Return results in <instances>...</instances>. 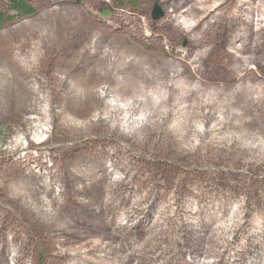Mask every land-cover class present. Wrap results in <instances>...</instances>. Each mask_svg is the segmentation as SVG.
Here are the masks:
<instances>
[{
  "label": "rangeland",
  "instance_id": "obj_1",
  "mask_svg": "<svg viewBox=\"0 0 264 264\" xmlns=\"http://www.w3.org/2000/svg\"><path fill=\"white\" fill-rule=\"evenodd\" d=\"M8 1L0 0L1 11ZM25 1L35 13L0 29V82L18 93L0 96V258L6 253L10 264L15 253L22 264H184L196 254L197 260H214L223 246L201 243L188 254L191 240L175 217H164L155 234L157 205L174 213L181 197L227 199L230 207L216 223H230L234 214V224L254 219L264 225V0H248L246 16L261 20L252 31L234 26L232 0ZM155 3L163 13L158 19L152 16ZM210 7H216V16L196 25L201 10ZM232 41L243 45L240 55L247 61L239 74L243 63L227 57L235 51ZM31 57L40 62L27 64L25 71L11 62ZM177 69L183 85L172 89L167 81ZM36 80L56 113H49L46 125L31 120L37 108L26 86ZM100 89L122 103L146 93L162 98L140 101L149 119L137 127L109 125L99 96H85ZM116 115L121 118L122 111ZM139 118L125 115L123 123ZM171 120L181 127L171 126ZM45 127L55 135L27 146L26 134L39 142ZM193 130L205 131V140L194 135L183 141ZM216 134L221 140L215 145ZM17 138L21 148L9 157V143ZM27 158L24 165L36 172L40 163L54 171L50 178L41 168L42 180L61 190L51 214H43L32 190L39 178L14 166L15 159ZM102 161L114 164L111 177L117 182L100 175ZM75 166L88 168L87 185L67 175ZM236 207L240 216L232 211ZM126 212L132 217L123 220ZM140 219L145 223L135 226ZM242 225L233 231L240 238L234 247L242 243ZM226 237L233 239L230 233ZM235 257L233 263H240L241 254Z\"/></svg>",
  "mask_w": 264,
  "mask_h": 264
},
{
  "label": "trees",
  "instance_id": "obj_2",
  "mask_svg": "<svg viewBox=\"0 0 264 264\" xmlns=\"http://www.w3.org/2000/svg\"><path fill=\"white\" fill-rule=\"evenodd\" d=\"M159 4L160 2L157 1ZM235 3V4H234ZM230 4L233 5V7L235 8V19H233V24L234 26L239 25V24H244L247 28L252 30H257L261 25H259V22H261L260 18H253L251 14H248L246 16L245 12L247 13L248 9L247 7L249 6L248 0H232V2L230 1ZM161 5V4H160ZM162 7V5H161ZM172 7V5L170 6ZM163 8V7H162ZM164 9V8H163ZM35 9L29 5L25 0H9L8 1V5H7V10L6 11H1L0 10V29L3 27V25L8 22V21H12L15 18H20V17H24V16H31L35 13ZM198 11V9H197ZM105 13H108V10L104 11ZM244 12V13H243ZM202 14V16H198V20L196 21V25L199 24V22L201 21V19L203 18V20L209 19L211 18L212 15H215L216 13H218L216 7H210L208 10L203 11L201 10L200 12ZM221 14V13H219ZM216 16V15H215ZM216 23V22H214ZM193 28V26L188 28V31H190V29ZM187 31V29H186ZM187 31V33H188ZM196 36V35H195ZM194 36V37H195ZM240 37L236 36L235 37V42L238 41ZM232 46L235 47V51H231V57H229L230 60H232L233 62L237 61V62H242V66L240 67V69L236 70L235 73L239 74L241 73V70L243 69V66L245 65V63L247 62L245 60V57L240 55V50L243 51L244 47L243 45H238L236 43H234V41H232ZM11 62L15 63L17 65V67L20 70H24L26 68V65L28 64L30 67L31 66H35L40 62V59L37 57H31L28 59H24V58H12ZM248 65L246 66V70ZM172 73L170 74L169 80L167 81V86L171 87L172 89L175 88L176 85H183L181 83L180 77L178 76V69L177 70H172ZM36 82V86H34V83ZM35 82H33V86H29V88L26 86V90L27 92H29L30 94L33 95L34 97V101L31 103L32 107H35L37 109H33L34 114H36L37 116L31 117V120L40 123L41 125H46L48 123V119L47 116L49 115V113L53 112V115H56V113L54 114V108L53 106H50L48 104L47 98L44 95H40L39 91H41V85L40 83L36 80ZM8 83L5 84H1L0 82V96L1 97H6V98H13L15 97L18 93L15 94L14 91H9L8 88ZM85 92V91H84ZM91 93V95L94 96H99V98L103 101L104 105H103V119L106 120L109 125L110 122L112 121V123H118L120 124V126L123 127H128V126H132V127H137V125H139L140 123H143L144 120L147 121L149 119L148 117V111H144L143 109H141L139 107L138 104H140V101L142 103H145L144 101L148 102V103H158V101L161 100L162 95L158 94L155 95L154 93H146L143 95V97H140V99H135L134 103H122L120 102L118 99L116 98H112L110 97L107 92L106 89H100V92L98 91H92V92H85V96L87 97L88 94ZM83 96V95H82ZM41 103H46L45 106H41ZM141 103V104H142ZM41 107H39V106ZM39 107V108H38ZM132 108L135 109L136 114H132L131 110ZM118 110L122 111V117L118 119L116 112ZM169 113V111H168ZM125 115H129L131 118L137 116V115H141V118L137 119L135 123H128V124H124L123 123V118ZM220 118V117H219ZM224 119V118H223ZM30 120V121H31ZM165 123V120L162 119L161 124ZM181 122H175V120H171V126H175L176 128L181 127ZM190 126V125H188ZM195 126V125H194ZM191 126V127H194ZM188 128V127H186ZM205 128H203L204 130ZM31 130V129H30ZM33 130V129H32ZM34 130H35V126H34ZM202 130V131H203ZM194 134H189L187 136H181L183 141H186L188 136L191 137H195L198 136V138L202 139L201 137H203L202 140H205L206 138V133L198 131V130H193ZM201 132V134L199 133ZM44 133H45V137L43 140L36 142L34 141V139L29 138V133L26 134V141H27V146L28 145H32L33 143H45L47 141V139L50 137H53L55 135L54 130H50V128H46L44 129ZM208 134V133H207ZM48 135V137H46ZM195 135V136H194ZM212 139V140H211ZM211 139L207 138L208 142H213L215 145L217 144V142H219L221 139L219 138V136L216 134V136L211 137ZM195 143H193L192 145H194ZM219 146V144L217 145ZM21 148L20 145V139L17 138L15 140L10 141L9 146L7 148V152L11 155L10 156H15L18 152L19 149ZM39 155V154H38ZM37 155L36 158L37 160H40L41 158ZM42 157V156H41ZM31 160V158H27L25 161L23 160H19V159H15L14 160V166L15 168L22 173L24 176H29V177H34L33 175H36L39 178L40 183H33L34 188L32 190H34L36 192V194L38 196H40V200H39V206L41 207V211L43 212V214H51L52 212V208H53V203H56V199L59 197V193H61L60 188H58L57 184L55 185L52 181H48V182H44L42 180V176L44 174V172L41 171V168H44L45 170H47V175L51 178L53 175V172L49 166H43L41 165V163L38 165L40 167V172H36L34 171L32 168L27 167L26 165H24V163H29ZM101 166V163L100 165ZM99 166H97L96 168H98ZM78 168V169H76ZM114 164L107 162L105 163V161H102V167L98 168V170L100 171V175L103 176V174L106 177V181H108V183H112V182H117L116 179H112L111 174L114 172ZM88 168H83V167H73V169L69 170L67 172V175L70 176V178L72 179H78L81 181L85 182V185H87L86 181L89 180L87 174H89V171L87 170ZM97 171V169H96ZM115 173V172H114ZM45 175V174H44ZM51 180V179H50ZM70 184L73 186L74 182L72 180L69 179ZM97 182V178L95 179V181H93L92 183L95 184ZM85 185H83L82 187L84 188ZM192 191V190H191ZM194 192V191H193ZM192 193V192H191ZM34 193V195H36ZM58 196V197H57ZM44 197V198H43ZM197 198L196 196L194 197H186L185 199L181 197V199L178 201V204L176 205V208L173 210L174 213H168L166 209H168L167 207H159L157 205V213H160L163 215V217L159 214L158 217H155L154 220V228H155V234H156V230L157 227L160 226V224H163L164 221V217H166L167 215L171 216L172 218L175 217V222L176 224H183L184 227L186 228V233L187 234V239L191 240V244H192V249L186 250V252H188L190 250H193L194 248H196V245L198 244H204L203 247H209L210 245H214L213 241H216L218 243V246H223V249H218L214 256L215 259L211 260L212 257H209L211 259H202V260H197L198 258V254H196V256H194L192 259L191 256L189 255V260L188 262H185L184 264H235L233 263L234 261H238V259H236L235 256H238V254H241V258H240V263L238 264H264V225L262 223H256L254 222V219H251L249 221L248 224H246L245 226L242 225V222L239 221V225L238 224H234V222L232 221V217H234L233 213H241L240 212V208L236 207L233 208V215L231 216V222L230 223H226V222H217L216 220L221 217L224 213H227L228 208L230 207V202H228L227 199L225 198H221V197H216V196H206L203 197L201 200L199 199H195ZM55 200V201H54ZM50 205V206H49ZM221 205V206H220ZM220 206V207H218ZM51 207V209H50ZM147 207L149 209H153L154 205L152 204H148ZM145 207V209L147 208ZM132 211H138L139 209H135L134 206L131 207ZM160 212H159V211ZM132 212H126L124 214H121V217L123 216V220L129 219L130 217H132V214H130ZM238 214V216H240V214ZM231 215V214H230ZM203 216H207V219H203ZM145 223V220H137L134 224L135 226L138 225H143ZM124 224V223H123ZM215 224V225H214ZM181 225V226H183ZM240 225H242V227L240 228L242 232L241 237L244 236L243 238H241L242 243L237 246L234 247L233 243L237 240H239V236L236 234H233V231L235 232L236 229L238 227H240ZM152 227V226H149ZM211 231L210 234H207L208 231ZM230 233V235H232L233 239L230 240V238L226 237V234ZM225 234V236H224ZM157 235V234H156ZM195 250V249H194ZM231 251H233L234 255H232V253H230ZM250 252V254H249ZM66 254V252H65ZM185 254V250L180 249L179 250V257L182 258L184 257ZM2 257L0 258V264H10L7 261V257H6V253H3L1 255ZM178 256V255H177ZM216 257H219V259L216 260ZM177 258V257H176ZM233 258V259H232ZM82 259V258H81ZM233 261H232V260ZM12 263L11 264H22V258L18 255V254H14L12 256ZM178 260V259H177ZM83 261V260H82ZM178 262V261H175Z\"/></svg>",
  "mask_w": 264,
  "mask_h": 264
},
{
  "label": "water",
  "instance_id": "obj_3",
  "mask_svg": "<svg viewBox=\"0 0 264 264\" xmlns=\"http://www.w3.org/2000/svg\"><path fill=\"white\" fill-rule=\"evenodd\" d=\"M159 10L160 9L158 7V4L155 3L153 11H152V16H153L154 19H158V18H160L162 16L163 13H161Z\"/></svg>",
  "mask_w": 264,
  "mask_h": 264
},
{
  "label": "bare ground",
  "instance_id": "obj_4",
  "mask_svg": "<svg viewBox=\"0 0 264 264\" xmlns=\"http://www.w3.org/2000/svg\"><path fill=\"white\" fill-rule=\"evenodd\" d=\"M158 3V2H157ZM159 4V3H158Z\"/></svg>",
  "mask_w": 264,
  "mask_h": 264
}]
</instances>
